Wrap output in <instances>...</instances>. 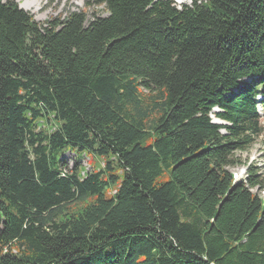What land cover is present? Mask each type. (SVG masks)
Segmentation results:
<instances>
[{
	"label": "trees",
	"instance_id": "1",
	"mask_svg": "<svg viewBox=\"0 0 264 264\" xmlns=\"http://www.w3.org/2000/svg\"><path fill=\"white\" fill-rule=\"evenodd\" d=\"M85 9L0 0V264H264V0Z\"/></svg>",
	"mask_w": 264,
	"mask_h": 264
},
{
	"label": "rangeland",
	"instance_id": "2",
	"mask_svg": "<svg viewBox=\"0 0 264 264\" xmlns=\"http://www.w3.org/2000/svg\"><path fill=\"white\" fill-rule=\"evenodd\" d=\"M21 9L29 12L35 20L46 27L48 22H56L64 20L71 13H79L85 11L86 3L90 0H15ZM178 7L184 5H191L192 0L189 2H180L181 0H173ZM88 18L92 19L94 15H106L102 8H91L86 10ZM262 124L264 126V112L261 113ZM215 123H223L222 121L213 117ZM77 152H69L64 155L63 160L70 167H74L76 164ZM235 157L239 159L244 165L233 170L236 179L241 175L243 179L247 178L246 165H253L260 168V174L264 177V134L259 137L254 146L245 152H238ZM103 159L94 157L88 154L81 161L82 165L86 168V171H92V167L100 169ZM258 192L264 198V190H254Z\"/></svg>",
	"mask_w": 264,
	"mask_h": 264
},
{
	"label": "bare ground",
	"instance_id": "3",
	"mask_svg": "<svg viewBox=\"0 0 264 264\" xmlns=\"http://www.w3.org/2000/svg\"><path fill=\"white\" fill-rule=\"evenodd\" d=\"M190 0H181L180 2L184 3V2H189Z\"/></svg>",
	"mask_w": 264,
	"mask_h": 264
}]
</instances>
